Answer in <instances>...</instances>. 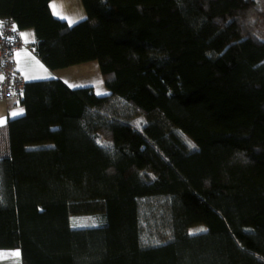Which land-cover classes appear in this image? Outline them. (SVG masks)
Here are the masks:
<instances>
[{
	"label": "trees",
	"instance_id": "obj_1",
	"mask_svg": "<svg viewBox=\"0 0 264 264\" xmlns=\"http://www.w3.org/2000/svg\"><path fill=\"white\" fill-rule=\"evenodd\" d=\"M52 1L0 0V19L33 31L49 69L97 60L110 93L52 78L17 95L0 249L23 264H264V0H83L74 24Z\"/></svg>",
	"mask_w": 264,
	"mask_h": 264
},
{
	"label": "rangeland",
	"instance_id": "obj_2",
	"mask_svg": "<svg viewBox=\"0 0 264 264\" xmlns=\"http://www.w3.org/2000/svg\"><path fill=\"white\" fill-rule=\"evenodd\" d=\"M52 6L56 14H61L63 16L62 18H65L68 21H72V23L70 24L77 23L85 19L88 15L83 0H54ZM29 32L33 33L32 30H30ZM23 35L26 40L30 41L26 32L23 31ZM58 70L59 74H61L63 78H66V82L71 87L93 86L95 87V91L97 94L101 93L98 95H107L110 93V90L106 85L105 76L102 74L101 66L97 60L84 62L75 66H70ZM56 77L60 78L58 76ZM181 141L184 140L182 139ZM179 143L184 149H190L187 148L184 143L180 141ZM102 217V215H74L71 218V223L75 228L96 227L100 226L103 223L101 220Z\"/></svg>",
	"mask_w": 264,
	"mask_h": 264
},
{
	"label": "crops",
	"instance_id": "obj_3",
	"mask_svg": "<svg viewBox=\"0 0 264 264\" xmlns=\"http://www.w3.org/2000/svg\"><path fill=\"white\" fill-rule=\"evenodd\" d=\"M53 1L51 2V7L53 12L56 14L52 6ZM56 15L63 17L61 14ZM29 31L30 30H26L24 32L28 34L30 41L24 38L23 32L21 33V37L25 40V42L27 41V43L33 42L35 38L33 33ZM14 59L17 69L26 77L29 83L36 80H49L52 78H57L56 76L66 81V78H63L61 74H59V70L54 71L49 69L32 49L23 48L16 51L14 54ZM22 99L23 97L19 96H15L8 101L0 99V119L6 120L5 123L0 124V127L6 126L9 119L15 117L11 115L12 112L23 113L25 111L26 106L23 104ZM17 251L19 252V256L11 255ZM0 253L3 254L0 255V264H23L21 251L19 249H0Z\"/></svg>",
	"mask_w": 264,
	"mask_h": 264
},
{
	"label": "built area",
	"instance_id": "obj_4",
	"mask_svg": "<svg viewBox=\"0 0 264 264\" xmlns=\"http://www.w3.org/2000/svg\"><path fill=\"white\" fill-rule=\"evenodd\" d=\"M15 28V30H14ZM31 48L17 31L15 21L0 19V99H9L23 94L28 89V80L17 69L14 59L16 51Z\"/></svg>",
	"mask_w": 264,
	"mask_h": 264
},
{
	"label": "snow or ice",
	"instance_id": "obj_5",
	"mask_svg": "<svg viewBox=\"0 0 264 264\" xmlns=\"http://www.w3.org/2000/svg\"><path fill=\"white\" fill-rule=\"evenodd\" d=\"M69 23H72V21H69ZM14 30H15V28H14ZM98 94H101V93H98ZM21 112H22V110H21ZM19 114H21V113H20V112H12V113H11L12 116H17V115H19ZM5 122H6L5 119H0V124H3V123H5ZM0 255H3V254L0 253ZM11 255L19 256V252L17 251V252H15V253H12Z\"/></svg>",
	"mask_w": 264,
	"mask_h": 264
}]
</instances>
